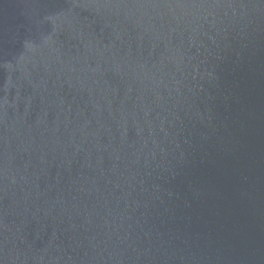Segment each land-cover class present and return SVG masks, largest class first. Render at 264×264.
Returning a JSON list of instances; mask_svg holds the SVG:
<instances>
[{"label": "water", "instance_id": "water-1", "mask_svg": "<svg viewBox=\"0 0 264 264\" xmlns=\"http://www.w3.org/2000/svg\"><path fill=\"white\" fill-rule=\"evenodd\" d=\"M0 264H264V0H0Z\"/></svg>", "mask_w": 264, "mask_h": 264}]
</instances>
